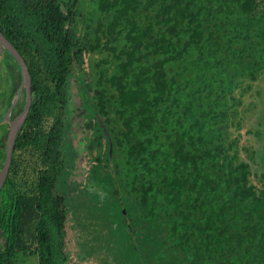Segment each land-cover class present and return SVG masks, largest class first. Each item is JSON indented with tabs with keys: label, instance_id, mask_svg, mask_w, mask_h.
I'll use <instances>...</instances> for the list:
<instances>
[{
	"label": "trees",
	"instance_id": "1",
	"mask_svg": "<svg viewBox=\"0 0 264 264\" xmlns=\"http://www.w3.org/2000/svg\"><path fill=\"white\" fill-rule=\"evenodd\" d=\"M80 1L0 0L35 122L28 168L14 161L0 196V264L69 259L56 185L72 77L95 119L86 148L154 233L155 264H264V156L245 142L264 105V0H85L84 13Z\"/></svg>",
	"mask_w": 264,
	"mask_h": 264
},
{
	"label": "rangeland",
	"instance_id": "2",
	"mask_svg": "<svg viewBox=\"0 0 264 264\" xmlns=\"http://www.w3.org/2000/svg\"><path fill=\"white\" fill-rule=\"evenodd\" d=\"M85 5V0H81L77 9L84 13ZM76 31L78 32L77 29ZM78 37H82V34L79 33ZM100 57H104L103 54L94 56L95 59ZM83 60L87 69L89 56L84 55ZM262 78L264 80V75ZM71 79L66 116L67 134L69 131L70 134L69 140L65 138L68 151L64 170L56 185L57 190L66 194L65 205L68 207L67 264H155L154 254L150 253L151 250L154 251L151 246L154 233L148 235L133 221L137 209L132 200L104 165L95 164L91 149L86 148L88 139L96 143L94 137H91L95 132L92 133L87 127V122L95 119L84 111V97L79 90V81L75 77ZM263 80H258L256 84L264 85ZM259 96L264 103V88L260 90ZM252 110H256L257 115L252 117L253 124L250 127L258 130L257 135L260 132L262 137L259 138L256 133L249 136L246 134L245 142L260 149L263 154L264 118L256 116L260 112L264 116V110L261 111V103H257ZM93 123L95 124L94 121ZM147 236L149 240L146 239ZM2 242L0 236V244ZM20 264H37V258L24 259L21 256Z\"/></svg>",
	"mask_w": 264,
	"mask_h": 264
},
{
	"label": "flooded vegetation",
	"instance_id": "3",
	"mask_svg": "<svg viewBox=\"0 0 264 264\" xmlns=\"http://www.w3.org/2000/svg\"><path fill=\"white\" fill-rule=\"evenodd\" d=\"M22 58L26 63L25 58L24 57ZM30 78H31V74H30ZM30 92H31V99L33 102L34 95L32 93V81H31ZM28 99H29V87L25 80L23 69L19 61L16 60L13 54L3 46L2 49L0 50V175L5 168L10 149H11L12 157H11V164L7 173V177L0 190V196L2 191L6 188V184L11 175V168L13 166L14 161L16 162L18 158L23 155L22 166L25 169L28 168V136L30 134L33 135L34 126H35L34 121L32 122L29 121L31 108L29 112L26 114L29 104ZM263 110H264V106L261 105V111ZM37 131L38 128L36 127V132ZM67 132H68V124L64 129V134H65L64 142L66 143V145L68 144L65 138L68 139V135L70 134V131L69 134H67ZM13 133H15V139ZM262 153H263L262 155L264 156V149Z\"/></svg>",
	"mask_w": 264,
	"mask_h": 264
},
{
	"label": "water",
	"instance_id": "4",
	"mask_svg": "<svg viewBox=\"0 0 264 264\" xmlns=\"http://www.w3.org/2000/svg\"><path fill=\"white\" fill-rule=\"evenodd\" d=\"M5 47L8 51H10L13 56L16 58V60L19 61L22 69H23V72H24V76H25V80L28 84V87H29V104H28V108H27V111H26V114L29 112L30 108H31V104H32V99H31V92H30V87H31V78H30V74H29V71H28V67L26 65V63L24 62L22 56L19 54V52L16 50V48L5 38V36L3 35V33L0 31V50L2 49V47ZM98 117V120H99V123H100V126L103 128V131L105 132V135L107 136L108 135V131L106 129V127L104 126V122H103V118L98 114L97 115ZM14 135V139H15V133H13ZM11 149L8 153V158H7V162H6V165H5V168L4 170L2 171L1 175H0V190L4 184V181L7 177V173H8V170L10 168V164H11Z\"/></svg>",
	"mask_w": 264,
	"mask_h": 264
}]
</instances>
